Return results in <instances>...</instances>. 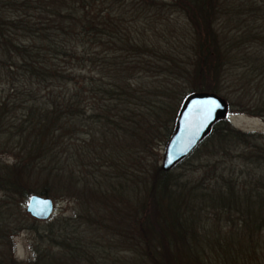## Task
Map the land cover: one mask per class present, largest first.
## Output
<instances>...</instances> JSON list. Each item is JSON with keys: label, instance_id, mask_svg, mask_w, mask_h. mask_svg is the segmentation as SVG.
<instances>
[{"label": "trees", "instance_id": "obj_1", "mask_svg": "<svg viewBox=\"0 0 264 264\" xmlns=\"http://www.w3.org/2000/svg\"><path fill=\"white\" fill-rule=\"evenodd\" d=\"M228 1L0 0V264H125L124 252L131 264H264V133L216 123L191 155L212 163L207 184L148 159L189 95L264 119V0L247 25V0ZM231 9L241 20L226 30ZM166 31L161 52L149 33ZM229 154L252 170L227 168ZM34 194L79 211L35 228L21 261L14 239ZM203 217L230 222L201 233ZM101 233L114 235L107 252Z\"/></svg>", "mask_w": 264, "mask_h": 264}, {"label": "rangeland", "instance_id": "obj_2", "mask_svg": "<svg viewBox=\"0 0 264 264\" xmlns=\"http://www.w3.org/2000/svg\"><path fill=\"white\" fill-rule=\"evenodd\" d=\"M163 1H171V0H163ZM230 1V0H229ZM228 1V4H230ZM243 1V0H242ZM238 2V1H237ZM250 2H252L251 0H247V9L244 12V9H242L241 11L243 12L241 17H243V20H246V24L249 23H253L255 22V18H254V10L252 12H248L250 11V9H255V6L250 4ZM252 7V8H251ZM230 9V8H229ZM229 13V17L230 18H222V23L224 24V26L226 28V30L232 28V25H230L229 22L230 19H233L235 21L239 20L240 18L235 15V11L234 10H228ZM239 18V19H238ZM172 22L173 25H170V29L173 30V32L175 33L178 32L179 34L181 33V31H183L184 29L187 30L188 26V22L186 21V18L181 14V13H175L173 15L172 18ZM241 20V19H240ZM255 24V23H254ZM257 24V23H256ZM258 25V24H257ZM251 27V26H248ZM175 29V30H174ZM162 30V29H161ZM166 33L165 35H162V32L160 33H155L153 35V33H149L150 37H151V41L153 44H155V46L157 47V49L161 50V52H167L166 45L167 43H165V41L171 40L173 38L172 35H176L173 34L170 31H166L164 32ZM189 35V33H187ZM186 33L183 35L185 36ZM182 36V37H183ZM181 95H183L184 93H186L187 91H190L189 87L187 85H183L181 86ZM177 120V119H176ZM229 121L230 123L238 130L243 131L244 132H260V133H264V119L261 117H254L248 114H231L229 116ZM168 141L166 142V144L158 146L155 145L154 146V151L153 153H151V156L148 158L149 161H154V160H158V166L161 168L162 167V163H163V157L165 154V150L167 147ZM236 155L234 154H229V156L225 159L224 161V165L229 168L231 166L234 167L237 170L243 169L245 172L246 170H252L251 168H248L246 165L244 166L243 163L241 162V159L239 158H235ZM148 157V156H147ZM192 157V156H191ZM201 159V160H200ZM183 163V165L181 164ZM177 167H174V169L172 170V172L175 175H178L179 177H181L182 179L184 178L185 181H190V182H204L205 184H207L210 179H211V173L209 172V167L207 166H212V163H209V159L207 157H202L199 158L198 156H193L191 159H186L184 161H182ZM143 167H146L145 164H143ZM148 166V164H146ZM222 165V166H224ZM206 166V167H205ZM141 166H139V169L143 168ZM205 167V168H204ZM2 192L0 191V198H2ZM55 202L56 205V212H55V216L46 223H49L51 221H54L56 218H60V219H64V220H69L76 217V213L79 211V209H74V204L72 201H68L67 199H55L52 198ZM9 204L12 205V202L9 201ZM27 204V202H26ZM26 204L22 205V210L21 212H23V214L20 216L22 218L23 221H25L24 224V230L20 231V233L15 237L14 239V255L15 257H19L20 259H25L28 260V258H31L34 254L33 252V246H36L35 244L37 243V240L34 239V233L33 230L35 228H38L40 230H44V226L42 225L43 222H39L37 220H33L31 217L28 216L27 212H26ZM13 212V211H12ZM201 226L198 228L200 230L201 233L207 231V230H211V231H215L216 229L220 230L222 229L223 231L227 230V227L229 225V220L228 219H220L219 221L215 218V217H210V218H206L203 217L201 218ZM71 220V221H72ZM70 221V222H71ZM79 223V222H78ZM70 231V229H69ZM80 231H82V229H80ZM210 231V232H211ZM101 235H103V233H101ZM111 237H114L113 234L111 233H104L103 235V240L102 242H99V245H102L101 248H105V252H107L109 250V247L111 245H113V243L110 242ZM118 245H125L124 243H115ZM104 252V253H105ZM110 252H108L107 254H105L104 259L109 260L110 262H113V255H109ZM121 255V256H119ZM119 256V257H118ZM118 258L119 260H121L120 263H125V264H131L133 260V256L130 253H118ZM170 259H173L172 257H170ZM95 262V261H94Z\"/></svg>", "mask_w": 264, "mask_h": 264}, {"label": "water", "instance_id": "obj_3", "mask_svg": "<svg viewBox=\"0 0 264 264\" xmlns=\"http://www.w3.org/2000/svg\"><path fill=\"white\" fill-rule=\"evenodd\" d=\"M228 115V103L215 94L197 93L189 96L178 115L160 169L170 173L174 167L193 155L216 123L225 120ZM55 209L53 199L41 195H31L26 206L28 216L40 222L49 221Z\"/></svg>", "mask_w": 264, "mask_h": 264}]
</instances>
